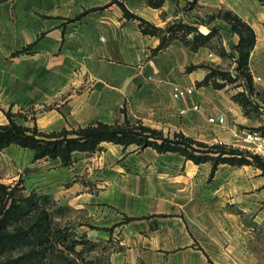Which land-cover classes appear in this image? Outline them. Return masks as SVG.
I'll use <instances>...</instances> for the list:
<instances>
[{"label": "crops", "instance_id": "0c3cea01", "mask_svg": "<svg viewBox=\"0 0 264 264\" xmlns=\"http://www.w3.org/2000/svg\"><path fill=\"white\" fill-rule=\"evenodd\" d=\"M119 1L163 27L198 19L176 10L191 0L158 7L147 0H0V113L36 110L34 123L44 130L113 123L127 114L165 133L243 149L242 107L221 88L199 83L208 71L202 62L234 67L235 57L229 62L210 45L194 50L179 38L154 53L160 36L144 32ZM198 2L208 11L231 8L253 25L250 66L264 70V3ZM217 24L231 51L239 35L226 20L199 26L208 32ZM187 84L195 92L175 97V88ZM219 111L226 113L224 126L208 119ZM102 144L92 156L78 158L85 152L78 151L76 165L52 158L56 168L37 181L55 187L70 173H84L72 201L90 207L98 225L112 226V264H264L262 167L221 162L212 173L211 160L196 162L178 151ZM70 179L76 187L77 177Z\"/></svg>", "mask_w": 264, "mask_h": 264}, {"label": "trees", "instance_id": "16d2710c", "mask_svg": "<svg viewBox=\"0 0 264 264\" xmlns=\"http://www.w3.org/2000/svg\"><path fill=\"white\" fill-rule=\"evenodd\" d=\"M147 1L158 7L164 0ZM261 1L264 3V0ZM119 3L127 16L140 19L144 32L160 36L161 41L154 48V53L168 46L173 39L179 38L194 50L202 45H210L221 55L235 57L236 65L233 69L202 62L201 65L206 66L208 71L199 81L200 84H212L216 88H222L226 86L227 81L241 78L243 90H239L232 98L244 107L247 102H250L251 95L258 93L250 66V56L257 41V33L253 25L233 9L219 8L211 12L208 19L198 17L195 21L173 20L163 27L131 11L122 1ZM189 3L194 6L198 0H191ZM218 18L226 20L230 24L231 32L239 35L231 51H228L220 42L221 25H213L208 32L200 29V23L209 24ZM6 113L9 121L0 122V149L17 143L31 148L35 159L59 157L63 165H69L76 159L78 151L93 152L101 149L104 141H112L124 146L136 143L139 148L152 145L161 152L178 151L196 162L211 160L212 173L221 162L232 164L254 162L257 165L260 164L264 172V160L258 154L252 157L246 150L239 147L225 143H209L183 132L165 133L164 130L147 125L140 120H132L127 114L123 121L110 123L98 120L93 124L47 131L40 129L37 124L27 125L18 122L11 110H7ZM18 182L11 184L0 180V264H35L51 246V244L47 245L54 230L51 212L39 201L35 190L26 193L23 181ZM43 199L47 201L50 196L45 194ZM37 211L42 214L37 219L31 220L27 226L21 222L14 225L25 215ZM130 219H132L131 216H126V220ZM106 228L112 229V226ZM60 237L59 239L63 240L66 236ZM76 243L77 241L74 240L73 248ZM17 247H25V249L19 254H14L13 250Z\"/></svg>", "mask_w": 264, "mask_h": 264}, {"label": "rangeland", "instance_id": "374dc122", "mask_svg": "<svg viewBox=\"0 0 264 264\" xmlns=\"http://www.w3.org/2000/svg\"><path fill=\"white\" fill-rule=\"evenodd\" d=\"M182 2L185 1L182 0ZM222 8L225 9V7ZM179 9L180 16L208 19V15L219 8L209 9L208 11L198 2L193 8L188 6L187 3L184 7L181 5L180 8L176 7V10ZM226 57L230 62L233 56L226 55ZM222 67L233 69V67L229 65H222ZM258 72L264 74V70H258ZM258 72L257 70L252 71L253 80L256 84L258 93L251 95L250 102H247L245 107L238 101L237 102L248 117L246 123L242 124V126L256 130H264V82L255 79V76L260 74ZM221 89L233 97L239 90H243V80L238 78L235 81H227L226 86ZM12 112L15 114V118L18 122L27 125L36 124L34 123V119L36 118L34 112H36V110L29 108L25 111L15 110ZM7 120L9 121L7 113H0V122H6ZM50 130L51 129H47V131ZM246 152L251 154L250 156L255 155V153L249 150H246ZM95 153L96 151L82 152L79 153L77 157L80 158V156L84 155L92 156L95 155ZM260 158L264 160L261 156ZM57 162L59 161H55V159L52 158L43 157L35 159L34 151L31 148L21 146L17 143H12L0 149V180L11 184L17 181H19L18 183L23 181L25 186L24 192L30 193L35 190L38 194L39 201L51 212L54 230L47 242V245L51 244V246L47 253L40 257L39 262L35 264H112L111 255L114 248H116V240L112 238V235H108L107 228L97 224L94 217L95 213L92 212L90 207L85 205V203L82 204V202L72 201L73 197L71 194L80 190L81 183L85 178L83 176L84 173H70V175H72L70 178L73 176L77 177L76 181H78V184L76 187L70 178L63 179V181L59 182L55 187H52L53 185L49 186V183L46 182L43 184L38 183L40 181V179H38L40 172L53 168ZM60 164H62V162H60ZM70 165L76 164L72 162L69 166ZM259 166L261 167L260 164ZM54 168H56V166ZM74 170H77L76 167ZM91 188H94V186ZM45 194L50 196V199L47 201L43 199ZM41 214L42 212L40 211L31 212L14 223V225L21 222L27 226L31 220L37 219ZM63 235L66 237H62L63 240H60V236ZM114 236L117 237V235ZM74 240L77 241V243L74 244L73 248ZM23 249H25V247H17L13 250V253L19 254Z\"/></svg>", "mask_w": 264, "mask_h": 264}, {"label": "built area", "instance_id": "2783aa9c", "mask_svg": "<svg viewBox=\"0 0 264 264\" xmlns=\"http://www.w3.org/2000/svg\"><path fill=\"white\" fill-rule=\"evenodd\" d=\"M255 79L261 80V76H255ZM196 90L195 84H187L184 86H177L174 90L175 97H182L193 94ZM198 107V105H195ZM209 121L217 123L221 126L226 124V113L224 111H219L208 117ZM242 148L244 150H249L255 154L260 155L264 158V130H256L251 128H242Z\"/></svg>", "mask_w": 264, "mask_h": 264}]
</instances>
